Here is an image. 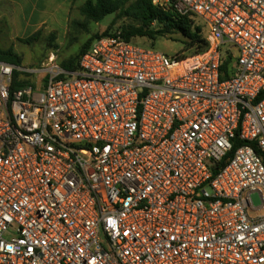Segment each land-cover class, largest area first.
I'll use <instances>...</instances> for the list:
<instances>
[{"label": "built area", "instance_id": "1", "mask_svg": "<svg viewBox=\"0 0 264 264\" xmlns=\"http://www.w3.org/2000/svg\"><path fill=\"white\" fill-rule=\"evenodd\" d=\"M176 8L202 52L0 61V264H264V0Z\"/></svg>", "mask_w": 264, "mask_h": 264}, {"label": "rangeland", "instance_id": "2", "mask_svg": "<svg viewBox=\"0 0 264 264\" xmlns=\"http://www.w3.org/2000/svg\"><path fill=\"white\" fill-rule=\"evenodd\" d=\"M87 0H77L72 9L69 23L61 22L52 30L41 28V34L31 43H23L35 33H27L23 28L13 26L11 21V8L7 3L0 1V51L12 52L20 58L21 66L26 70H35L50 57L54 56L58 64L68 63L77 57L87 44L104 34L121 33L129 26L137 24L129 18L122 17L119 13L107 16L97 23L87 21L80 13L81 7ZM199 26L200 20L193 19ZM155 27V26H154ZM138 44L152 47L153 49L174 56L178 53L194 55L200 51L198 45H190L189 41L180 35L171 34L156 41L147 39L137 40ZM32 74H23V80L38 89L39 81ZM255 206L260 205L258 195H252Z\"/></svg>", "mask_w": 264, "mask_h": 264}, {"label": "trees", "instance_id": "3", "mask_svg": "<svg viewBox=\"0 0 264 264\" xmlns=\"http://www.w3.org/2000/svg\"><path fill=\"white\" fill-rule=\"evenodd\" d=\"M176 4L177 0H170L168 7L163 9L154 6L149 0H87L81 7L80 13L87 21L97 23L116 13L131 19L137 25L129 26L121 32L128 41L136 42L140 39L156 41L168 35L177 34L189 41L190 45H198L200 49L198 53L202 52L207 47L204 29L200 25L196 26L189 15L181 14L177 10ZM39 34H41L40 31L21 42L31 43L37 39ZM105 36L110 35L104 34L97 38ZM93 41L89 42L77 57L68 63H63L62 66L66 69H76L78 60L89 50ZM0 61L21 66L20 58L9 51H0ZM237 147L235 146V149Z\"/></svg>", "mask_w": 264, "mask_h": 264}, {"label": "crops", "instance_id": "4", "mask_svg": "<svg viewBox=\"0 0 264 264\" xmlns=\"http://www.w3.org/2000/svg\"><path fill=\"white\" fill-rule=\"evenodd\" d=\"M11 8L13 26L27 33L41 28L52 30L61 22L69 23L77 0H0Z\"/></svg>", "mask_w": 264, "mask_h": 264}]
</instances>
